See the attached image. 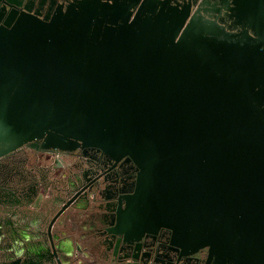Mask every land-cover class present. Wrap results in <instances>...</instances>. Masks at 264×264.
Segmentation results:
<instances>
[{"label":"water","instance_id":"water-1","mask_svg":"<svg viewBox=\"0 0 264 264\" xmlns=\"http://www.w3.org/2000/svg\"><path fill=\"white\" fill-rule=\"evenodd\" d=\"M222 2L0 0V264L75 220L95 264H264V0Z\"/></svg>","mask_w":264,"mask_h":264},{"label":"flooded vegetation","instance_id":"flooded-vegetation-1","mask_svg":"<svg viewBox=\"0 0 264 264\" xmlns=\"http://www.w3.org/2000/svg\"><path fill=\"white\" fill-rule=\"evenodd\" d=\"M176 2L180 5H188L191 6V14L194 13L197 9H199V12L203 13L205 16L209 18H217L222 23H230L231 20L228 16V11L224 7V3L222 0H176ZM50 159L55 162H59L61 165H67L68 169H71L72 171H77V169L74 168L73 165L82 163H89L91 165H94V169L91 171H88V175H86L88 178H93L98 176L100 180H103L102 178V172L103 176L106 177L107 180H116L118 179V173L120 172L119 167H115L112 169L107 170V167H103V163L100 159L96 158H87L86 156H79V155H71L66 154L59 151H54L50 154ZM27 168L32 170V166L27 165ZM101 174V175H100ZM62 177H66V174L64 172H61L59 174ZM50 192L47 193L46 196H48ZM90 202H93V195H90ZM15 207H11V210H14ZM4 209V207H2ZM76 221V220H75ZM75 221H69V232L66 233V236H73L74 241L69 248V264H95V263H103L104 261L101 260L99 257L94 256L91 254L85 246L81 243L80 239L78 238L77 231L73 230L72 228L75 226ZM79 247V248H78Z\"/></svg>","mask_w":264,"mask_h":264},{"label":"crops","instance_id":"crops-1","mask_svg":"<svg viewBox=\"0 0 264 264\" xmlns=\"http://www.w3.org/2000/svg\"><path fill=\"white\" fill-rule=\"evenodd\" d=\"M66 244L70 243L69 240L65 239ZM70 247H71V243H70Z\"/></svg>","mask_w":264,"mask_h":264}]
</instances>
